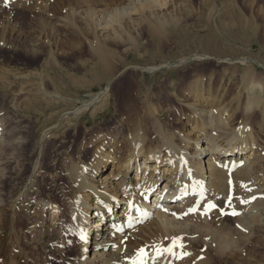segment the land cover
I'll return each mask as SVG.
<instances>
[{"label": "rangeland", "instance_id": "rangeland-1", "mask_svg": "<svg viewBox=\"0 0 264 264\" xmlns=\"http://www.w3.org/2000/svg\"><path fill=\"white\" fill-rule=\"evenodd\" d=\"M154 1L158 0L140 3L159 7ZM138 2L0 0V40L6 41L0 46L1 258L6 260L18 238L27 248H45L41 225L44 219L50 225L52 216L42 212L40 199H59L61 189L67 188L64 163L68 152L73 157L81 154L84 162L92 156L90 148L80 152L85 127L74 131L66 126L51 128L67 110L78 109L102 90L108 91L99 100L104 110L88 118L91 108L80 118L88 126L87 139L99 131L113 134L118 130L150 136L159 126L156 121L165 129L181 130L173 121L189 113L185 105L190 99L185 100L184 93L190 87L211 89L217 99L226 88L227 97L241 91L235 128L244 116L245 99L256 90L243 89L242 78L247 75L257 85L264 84V0H165L168 7L154 9L155 16L130 11L122 16L121 29L108 26V19H114L111 11L126 6L136 11ZM158 19L165 24L155 32ZM99 47L114 58L107 75L98 67ZM198 56L203 60H197ZM162 65L167 68L154 74L128 69ZM60 85L67 89L71 103L58 104L55 89ZM250 128L256 137L253 123ZM254 243L239 264L264 262V242Z\"/></svg>", "mask_w": 264, "mask_h": 264}, {"label": "bare ground", "instance_id": "bare-ground-1", "mask_svg": "<svg viewBox=\"0 0 264 264\" xmlns=\"http://www.w3.org/2000/svg\"><path fill=\"white\" fill-rule=\"evenodd\" d=\"M138 1L136 11L129 6L111 11L114 19L107 18L108 26H121L130 11L147 16L168 7V0L156 1L159 7L155 8L153 3L149 8V1L146 6ZM159 21L153 26L155 32L165 24ZM1 39L2 47L5 40ZM96 53L99 69L109 74L114 58L102 47ZM130 68L154 74L167 67ZM242 79L243 89L256 90L245 99L244 116L235 128L241 91L227 97L226 88L227 95L217 99L211 89L190 87L184 93L185 100L190 99L185 105L189 113L173 121L181 130L165 129L156 121L159 126L150 136L118 130L99 131L87 139L88 126L80 118L91 108L88 118L104 110L99 100L108 91L102 90L78 109L69 108L51 128L85 127L80 152L90 148L92 156L84 162L81 154L73 157L68 152L67 188L61 189L59 199H40L42 212L52 216L50 225L48 219L41 225L45 248H27L18 238L6 260L0 256V264H239L254 242H264V84L257 85L247 75ZM55 90L58 104L71 103L65 87ZM250 123L257 129L256 137ZM102 222L103 229H98ZM91 230L92 236L87 234Z\"/></svg>", "mask_w": 264, "mask_h": 264}, {"label": "snow or ice", "instance_id": "snow-or-ice-1", "mask_svg": "<svg viewBox=\"0 0 264 264\" xmlns=\"http://www.w3.org/2000/svg\"><path fill=\"white\" fill-rule=\"evenodd\" d=\"M235 214V213H234Z\"/></svg>", "mask_w": 264, "mask_h": 264}]
</instances>
